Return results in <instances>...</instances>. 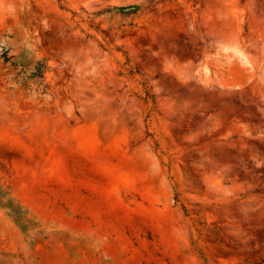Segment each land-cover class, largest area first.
I'll return each mask as SVG.
<instances>
[{
    "label": "rangeland",
    "instance_id": "obj_1",
    "mask_svg": "<svg viewBox=\"0 0 264 264\" xmlns=\"http://www.w3.org/2000/svg\"><path fill=\"white\" fill-rule=\"evenodd\" d=\"M0 264H264V0H0Z\"/></svg>",
    "mask_w": 264,
    "mask_h": 264
},
{
    "label": "trees",
    "instance_id": "obj_2",
    "mask_svg": "<svg viewBox=\"0 0 264 264\" xmlns=\"http://www.w3.org/2000/svg\"><path fill=\"white\" fill-rule=\"evenodd\" d=\"M122 10V13L123 14H131V13H135L137 11V8L136 7H129V8H121ZM9 60V59H7ZM43 68H44V65L43 64H40L38 69H37V72H36V75H42L43 74Z\"/></svg>",
    "mask_w": 264,
    "mask_h": 264
}]
</instances>
